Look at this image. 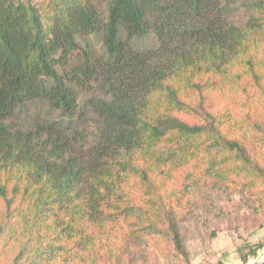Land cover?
Masks as SVG:
<instances>
[{"label": "trees", "instance_id": "1", "mask_svg": "<svg viewBox=\"0 0 264 264\" xmlns=\"http://www.w3.org/2000/svg\"><path fill=\"white\" fill-rule=\"evenodd\" d=\"M47 1L0 0V264H50L57 213L69 230L85 206L101 222L115 187L157 189L158 160L191 163L203 150L206 170L221 174L233 159V172L264 184L257 157L222 134L223 115L205 103L213 87L231 104L242 98L250 105L235 127L264 137V116L254 118L256 103L264 108V0L245 3L242 23L231 0H109L105 11L100 0ZM150 34L155 46L132 48ZM88 36L100 37L99 52L82 47ZM35 102L59 118L24 130L14 116ZM160 209L173 251L190 264L174 211Z\"/></svg>", "mask_w": 264, "mask_h": 264}, {"label": "rangeland", "instance_id": "2", "mask_svg": "<svg viewBox=\"0 0 264 264\" xmlns=\"http://www.w3.org/2000/svg\"><path fill=\"white\" fill-rule=\"evenodd\" d=\"M36 1H42L44 5L48 2ZM100 1V7H104L105 11L109 0ZM250 1L254 0H231L239 23L247 20L245 3ZM259 36L264 49V35ZM79 42L83 48L89 46L97 52L102 49L98 36H88L79 39ZM155 44L156 40L151 34L131 40L135 51L147 50ZM203 80L211 79L204 77ZM210 91L205 97L206 107L218 116L223 115L225 125L222 134L240 139L257 157L260 166L264 167V137L235 127V120L241 118L250 104H246L242 98L231 104L228 100L230 97H221L218 87ZM87 97V92L81 93L78 99L80 107ZM49 111L45 104L35 102L16 114L13 121L26 130L31 127L33 119L59 118V113L55 112L47 116ZM260 116H264V108L262 103H256L254 118ZM86 130L91 133L92 126H87ZM170 149L171 146L164 145L159 152L165 153ZM211 150L212 154L220 151L217 148ZM209 156L201 150L191 163L177 162V159L170 162L155 161L157 165L150 171V180L158 190L131 188L127 185L112 187L114 189L108 194V199L101 201L100 209L104 211L103 215L99 213L101 222L89 217V210L85 206L83 209L78 208L82 210V217L76 220L79 216H74L76 223L71 224L69 230L61 222L62 219H68L64 216L65 212L55 211V219L59 221L53 233L59 249L54 256L44 253L43 259H48L50 264H111L116 263L117 259L118 264H184L183 259L172 249L170 234L162 227V206L175 213L190 264H218L224 258L229 261L231 251L236 252V248H240L242 253L248 251V264H264V261L260 263L264 257V230H261L264 224V184L251 183L244 174L233 172L232 169L238 164L233 159L228 161L231 170L226 164L218 175L206 170L209 168ZM109 203L112 204L110 208ZM23 224L31 225L27 221ZM93 238L97 240L93 241Z\"/></svg>", "mask_w": 264, "mask_h": 264}, {"label": "crops", "instance_id": "3", "mask_svg": "<svg viewBox=\"0 0 264 264\" xmlns=\"http://www.w3.org/2000/svg\"><path fill=\"white\" fill-rule=\"evenodd\" d=\"M261 230H264V227ZM257 240H259V238H257ZM245 250H247V249H245ZM242 258H245L246 259V263L245 264H248L249 263V259L250 258H249V255H248V251H245L244 253H242V250L240 248H236V252H234L233 250L231 251V256H230L229 261H227L224 258L220 262L222 264H242L243 263L242 262Z\"/></svg>", "mask_w": 264, "mask_h": 264}, {"label": "water", "instance_id": "4", "mask_svg": "<svg viewBox=\"0 0 264 264\" xmlns=\"http://www.w3.org/2000/svg\"><path fill=\"white\" fill-rule=\"evenodd\" d=\"M264 261V257L260 260V263H262Z\"/></svg>", "mask_w": 264, "mask_h": 264}, {"label": "bare ground", "instance_id": "5", "mask_svg": "<svg viewBox=\"0 0 264 264\" xmlns=\"http://www.w3.org/2000/svg\"><path fill=\"white\" fill-rule=\"evenodd\" d=\"M259 261V260H258ZM251 262V261H250Z\"/></svg>", "mask_w": 264, "mask_h": 264}]
</instances>
